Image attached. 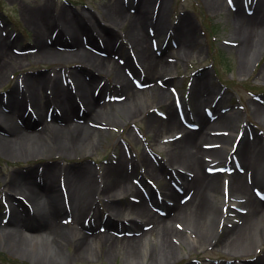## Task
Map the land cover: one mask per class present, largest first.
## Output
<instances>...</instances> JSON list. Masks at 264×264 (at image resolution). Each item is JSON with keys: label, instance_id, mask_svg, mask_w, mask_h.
I'll list each match as a JSON object with an SVG mask.
<instances>
[{"label": "rangeland", "instance_id": "obj_1", "mask_svg": "<svg viewBox=\"0 0 264 264\" xmlns=\"http://www.w3.org/2000/svg\"><path fill=\"white\" fill-rule=\"evenodd\" d=\"M247 1L250 2L252 8L254 7L253 3L259 6L262 11L261 18L264 21V0H157V2L151 0L150 8L154 15L158 3L165 6L162 13L165 21L162 22V27L150 26L146 23L143 29L149 35L148 46L151 53L155 58L164 59V62L167 63L166 67L163 66L162 72L164 73L158 71L152 79L147 80L130 77L139 94H135L137 96L134 95V98L130 99L131 101L126 105L118 104L122 102V98L109 96L104 108L99 110L95 116L80 109L77 113L78 119L71 117L77 119L81 124L74 131H71L72 127L68 130L56 128L55 132L45 130L42 135L37 136L38 140L32 139L37 143L31 150L21 146V148H17L18 152L10 150L4 152L0 147V204L2 206L0 209L2 213L8 208V203H11L8 199L6 200V194L16 191H11L12 189L5 186L6 182L12 179L13 182L15 180L24 182L26 178L31 177L40 180L41 174L53 175L57 188L54 186L53 190L59 191L63 186L62 191L65 196L64 178L66 174L91 176L95 179L96 184L101 186L104 182L102 178L104 168L108 165L121 164L118 172L127 175L128 182L138 188L139 194L131 193L121 196L119 203L125 206V202L128 200H135V198L132 199L133 196L143 197L146 199L145 205L161 216L157 219H162L157 227L155 226L146 235L137 238L138 240L132 244V251L137 252V255L130 256L125 252L124 245L107 250V246H99L95 241H90L89 248H83L79 253L73 255L77 234L74 239L70 240H64L60 236H46L42 232L46 229L44 223L38 219L40 217L37 215L36 217L31 216L24 232L38 235L37 240L40 243L33 241L31 237H28L24 244L12 241L11 237H8V241L1 240L0 264H248L250 260L256 259L264 262V258H262L264 256V239L261 242L257 241L252 248H244L243 251L241 248L228 247V245L216 242V237L222 229H230L241 221L239 215L246 212V207L242 208L244 205L241 203V199L244 200L243 198H238L235 203H231L233 201L232 192L227 184L228 176L237 171L242 172L243 169L235 166L230 169L229 173L228 170L221 172L213 167L226 165L223 161H226L225 157L232 151L234 159L237 161L240 158L241 144L249 145L250 149H256V144H258L260 154H264V119L262 118L264 114L262 113L261 116L253 111L255 103L264 106V29L257 31L252 39L250 44L253 46L252 51L243 63L240 58L241 50L238 46L241 34L233 33L238 20L235 12L239 6L242 14L246 16L243 5ZM139 5L137 0H0V38L13 40L19 44L16 48H20V60L1 71L0 108L9 98L10 89L16 82H20L24 75L59 76L64 85L71 83L72 78L79 77L89 86L91 85L95 91L112 86L113 75L109 70V72L107 71L108 66L103 67L102 70L94 71L91 65L83 60V57L77 56L74 60H65L58 55L43 58L35 56V48L32 45L35 31L29 23L28 13L31 11L37 13L44 9H47L48 13L62 11L71 25L76 28L79 27L78 23L82 24L80 20L82 17L86 26L89 25L94 32H98L102 36L109 35L108 33L112 34L113 42L110 47L105 46L101 36H97L95 37V48H91V50L98 55L108 56L112 62L126 70V64L129 61H131V65L138 62H136L130 46H126L122 34L124 26H121L120 23H111L112 20L107 15L106 8L116 6L126 13L133 14L138 11ZM254 9L256 10V8ZM166 24L173 27V32L181 29L188 31L183 41L185 48L189 51L188 54L186 50L180 49L176 37L171 36L165 29V27L167 28ZM79 29L83 30L81 27ZM77 33L81 39L86 38L85 34ZM45 37L47 42H51L50 37L53 38L54 34L50 33ZM57 48L65 51L71 49L70 46L63 47L61 45H57ZM196 78L197 80H194ZM153 85L167 91L166 100L171 102L174 107L173 115L186 129L194 131L195 127L181 115L175 104L180 102L183 104L184 111L187 109L191 111L194 106L193 94L203 93V96L205 94V100L200 102L201 114L208 122L215 123L212 125L214 127L212 130L208 129L210 136H215V139L212 137L213 139L204 140L206 143L202 141L200 146L206 152L221 154L219 157H213L208 153L201 154L202 160L208 158L204 163L211 164L212 160L215 161L213 167L203 164L201 171L205 176L209 175L211 180L214 179L213 176H217L223 183V187L211 190L212 192L204 187L202 191L206 203L211 206L214 203V206L219 209L216 218L212 216L214 225L205 242L199 238L207 237L209 230L203 229L201 220L189 215L192 212L191 208L183 207L172 218L173 213L168 207L156 204L157 197L167 198L164 193L169 188L178 194V200L185 199L188 189H185L184 178L181 176L182 179H179L178 176L183 175L185 180H189L191 174L182 168L175 167L178 165L177 162L184 163L183 156L186 157L189 152L186 148L188 143L182 136V132L174 130L168 133L160 132L157 135L148 128V114H152L160 120H164L167 116L165 107L156 104L153 88H150ZM148 88L149 90H147ZM68 89L70 91V88ZM45 91L50 92L49 89H45ZM215 98H218L219 104L216 106V110L205 112V108L210 106ZM225 98L226 101H224ZM224 107L227 109L222 111L221 109ZM164 115L166 116L164 117ZM223 118H225L224 122ZM196 120L198 122V119ZM18 123H20L19 119ZM80 136H90L94 143L88 142L79 147ZM222 137H226L224 142L219 141ZM77 138L79 139L77 140ZM54 139L60 143H67L69 146L72 144L73 147L67 150L59 148ZM236 143L237 146L233 150L232 146ZM41 146H45V148L42 150ZM166 147L176 151L173 158L164 150ZM143 159L145 164L142 162ZM156 167L160 169L159 174H156ZM260 169L262 170L261 183L253 185L250 190L263 206L264 196L259 195L258 190L264 192V188H262L264 164H260ZM145 179L150 180L154 186H148L147 188L150 189L143 194L146 186ZM53 193L52 191L50 195ZM220 196L224 199L229 198V205L227 199L222 205ZM19 197L33 213L30 199L24 200L22 196ZM15 198L20 199L16 196ZM106 201L107 198L100 194L94 195L90 200L89 215L95 212L96 218L100 219L97 223L102 224L100 230L102 228L103 231L117 234L119 237H133L140 232L136 231L139 221L135 217L138 216H114L105 206ZM50 202L53 208L48 217L57 218L59 223L68 227L69 230L92 233L76 222L66 207L64 210L67 212L61 209L63 203L56 201V198L53 197ZM165 202L170 204L173 201L168 199ZM226 203L228 220L224 224L221 217L225 216ZM89 215H87L88 218ZM108 215L114 221V223L111 221L113 227L117 225L118 230L113 227L109 228L105 224V222L108 223ZM168 216L172 219L168 220L166 218ZM259 218L257 222L263 224L264 216L261 214ZM145 219L149 220V218ZM141 224L144 230L151 226L145 222ZM122 225L123 229L120 227ZM249 227L250 224L247 223L243 227V232H246ZM160 231L162 237L158 238ZM3 234L5 235V233ZM222 239L224 241L225 237L223 236ZM51 240L58 247V252H55L57 255L47 251L48 248L43 246L45 242L46 246L50 245ZM166 242L170 245V253L165 250ZM235 250L238 253H235Z\"/></svg>", "mask_w": 264, "mask_h": 264}, {"label": "bare ground", "instance_id": "obj_2", "mask_svg": "<svg viewBox=\"0 0 264 264\" xmlns=\"http://www.w3.org/2000/svg\"><path fill=\"white\" fill-rule=\"evenodd\" d=\"M155 1L157 2V0ZM137 3L140 4L138 6L139 9L133 14L126 13L120 7L116 6L106 8V13L110 20H112L111 23H120L121 26H124L122 34L124 35L126 46H130L133 56L136 62H138L137 64L134 62V64L131 65V61H129L126 64L128 68H126V70L123 69L122 66L112 62V59L108 56L98 55L91 50V48H95V37L97 36H101L100 38L104 41L105 46L110 47L113 42L112 34L108 33L109 35H106V37L98 32H94L90 29L89 25L86 26V22L82 17H80L82 24L78 23L79 27L76 28L71 25V22L62 11L58 13H48V10L44 9L37 11V13H35L36 11L28 13L30 19L29 23H31L35 31L32 43L35 48V56L43 58L58 55L65 60H74L77 56L83 57V60L87 61L94 71L102 70L103 67L105 68L108 66L107 71L109 70L113 75L112 86L110 88H100V90L95 91L91 88V85L89 86L87 82H84L79 77L72 78L70 80L71 83L64 85L61 82L62 79H59V76H47L43 74L22 76L20 82H16L12 89H10L9 98L5 100V103L2 104L3 107L0 108V131L3 132H0V147L4 152H8L9 150L18 152L21 146H25L28 150H31L34 144L37 143L32 139L38 140L37 136L42 135L45 130L55 132L56 128L68 130L72 127L73 130L71 131H74L75 128L81 126L77 121L78 111L81 109V111L95 116L99 110L104 108L108 101H106V99L109 96L122 98V102L118 103L119 105L123 106L128 104V102L134 98L135 94H139V91L131 82L130 77H139L147 80L152 79L156 72L163 71V66L166 67L167 63L164 62V59L155 58L151 53L148 46L149 35L144 32L143 27L146 23L150 26L162 27V22L164 23L165 21L162 15L165 6L161 5V3L159 5L158 3L154 15L153 10L151 11L150 8L151 0H137ZM212 4L215 5L214 3ZM255 8L256 12L249 16H244L239 6L235 12V16H238V20L235 23L233 33L241 34L238 46L241 50L240 58L242 63L252 51L253 46L250 44L257 31L259 32L264 29V21L260 14L262 11L259 9L258 5L255 6ZM166 26L167 28L165 27V29L169 31V34L176 37L180 49L186 50L188 54L189 51L185 48L183 42L188 31L181 29L173 32V27L171 25L166 24ZM80 27L83 30L79 29ZM77 32L85 34L86 38L81 39ZM50 33L54 34V37H50V40L52 39L51 42H47L45 36L50 35ZM17 45L19 44L13 40H3V38H0V78L1 71L4 68L20 60V48H16ZM57 45L63 47L70 46L71 49L69 51L59 50ZM183 52L185 53V51ZM239 52L238 50V53ZM194 80H197V78ZM68 88H70V91ZM150 88H153L152 91H154L156 97V104L165 107L167 116L164 120H160L152 114H148V128L157 135L160 132L168 133L174 130L182 132V136L188 143L186 148L189 152L187 153V158L183 156L182 161H184V165L177 162L178 165L176 167L182 168L191 174L189 180H185V176L178 174L180 178L181 176L184 178L186 183L185 189H188V195L184 200H178V194L169 188L165 190L164 194L173 202L167 204L165 201H156V204L168 207L173 213V215H171L172 218L175 217L183 207L188 206V208H191L192 212L189 215L201 220L203 229L209 230L207 232V237L199 238L202 242H205L211 231V227L214 225L213 217L216 218L219 209L217 206H214V203L213 206L206 203L202 191L204 187L210 189V191L218 190L223 187V183L220 182L217 176H213L214 179L211 180L208 177L209 175L205 176L201 171L205 161L202 160V155L208 153L213 157H219L221 154L206 152V150L200 146L204 140L213 139L212 137L215 139V136H210L208 131V129L212 130V128H214L212 125L215 123L208 122L205 116L201 114L202 106L200 102L205 100L206 96L204 94V98L203 93L192 95L194 106L191 113L195 119H198L201 127L198 130L190 131L173 115L174 107L171 102H167L166 100L168 96L167 91H163V88L157 85H153ZM45 89H49L50 92H46ZM147 90H149V88ZM40 92H42V94H39ZM224 100L226 101V98ZM48 109L50 110L48 111ZM253 111L262 116V113L264 114V106L255 103L253 105ZM262 118L264 119V117ZM18 119L20 123H18ZM224 119L225 118L222 119L223 122L225 121ZM79 138H81L79 147L84 146L88 142L91 144L94 143V140L90 138V136H80ZM79 138H77V140ZM225 140L226 137H222L219 141L224 142ZM55 142L57 143V147L64 150L73 147L72 144L70 147L67 143H60L56 140ZM31 143L32 146H30ZM222 145L224 147L223 143ZM256 146V149H250L251 147L249 145L241 144L242 148H240L241 153L239 152L240 158L238 160L239 167H241L243 171H237L228 176L227 184L233 194H231L233 197L231 203H235L238 198H243L244 200L241 199V203L244 205L242 208L246 207V212L240 213L239 219L241 221L239 223L237 222L235 226L230 229H222L220 234L216 237L217 243H222L225 246L228 245V247L241 248V251H243L244 248H252L257 241L261 242L264 239V223L257 222L261 214L264 216V204L261 206L259 200L250 190V187L253 185L261 183L262 170L260 169V164H264V154L261 155L258 144H256ZM40 148L43 150L45 146H41ZM164 150L171 158L176 154L175 150L169 149L168 147ZM144 159L142 161L143 164H145ZM117 165H108L104 168L102 172L104 182H102L101 186L97 185L95 179L91 176L66 174L64 178V188L66 187L65 196L62 191L63 186H61L59 191L53 190L54 186L56 188L55 176L53 175L41 174L40 180H35V177H31L26 178L24 182L16 180L13 182V179L6 182L5 186L12 189L11 191H16L15 193L6 194V200L8 199L11 203H8L9 206L3 213L0 209V241H8V237H11L10 239L12 241L24 244L26 243V239L31 237L33 241L39 244L40 242L37 240L38 235L24 232L31 216L36 217L38 215L40 217L38 219L44 223V228H46L42 230L46 236H60L64 240H70L74 239L77 234L78 238L75 250H73V255L79 253L83 248H89L90 241L97 242L99 246H107V250H110L112 247H122L124 245L126 247L125 252L129 253L130 256L137 255V252L132 251V244L138 240L137 238L146 235V233L154 229L155 226L157 227L158 223L160 221L162 222V219L158 220L157 218H161V216L157 215L145 205L146 199L138 197L135 194V197L133 196V198H135L134 201L128 200L125 202V206L119 203L122 198L121 196H126V194L128 195L131 193L139 194V190L128 182L126 174H123V172L120 174L118 172V168H120L121 164ZM171 167L173 168V166ZM156 169V174H159L160 169L158 167H156ZM262 188H264L263 181ZM52 191L54 193L50 195ZM60 191L61 193H59ZM96 194L103 195L107 198L105 206H107L108 210H110L114 216H138L135 217L139 221L136 231L140 232L133 237H119L117 234L103 231L102 228L100 230L102 224L97 223L100 219L96 218L95 212L89 215L90 200ZM18 195L22 196L24 200L30 199L31 205L33 206V213L24 205L25 203ZM15 196L20 199L17 200ZM52 197L56 198V201L64 204L63 206L61 205L62 210L66 207L75 218L76 222H79L84 229L86 228V230L92 233L88 234V232L69 230L68 227L62 226L57 218L48 217L53 208L50 202ZM220 200L223 202V205L225 202L224 197L220 196ZM1 207L0 204V208ZM87 215H89V218ZM224 215L225 216L221 217V221L225 224L228 217H226V213ZM111 218L112 217L108 215V223L105 222L109 228L113 227L112 222L114 223ZM145 218H149V220ZM166 218H168V220L172 219L169 216ZM142 222L149 223L152 227L150 226L149 229L144 230V228H142ZM247 223L250 224V227L247 228L248 230L246 232H243V227H245ZM115 226L116 227L113 228L117 229V225ZM120 227L123 229L124 226L122 225ZM128 230L131 229L128 228ZM3 233H5V235ZM223 236L225 237L224 241L222 239ZM39 237L41 240L40 235ZM159 237H162L161 231L158 233V238ZM51 241L50 245L46 246L45 242L43 246L48 248L47 251L57 255L55 252H58V247L53 240ZM169 246L167 242L164 245L165 250L170 253ZM234 252L238 253L236 250ZM262 258H264V256ZM248 264H264V262L262 263L259 259H256L249 261Z\"/></svg>", "mask_w": 264, "mask_h": 264}]
</instances>
